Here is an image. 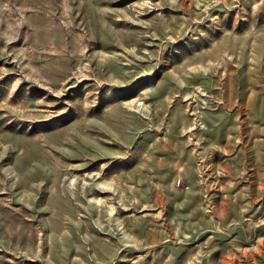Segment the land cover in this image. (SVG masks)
<instances>
[{"label":"rangeland","instance_id":"obj_1","mask_svg":"<svg viewBox=\"0 0 264 264\" xmlns=\"http://www.w3.org/2000/svg\"><path fill=\"white\" fill-rule=\"evenodd\" d=\"M0 264H264V0H0Z\"/></svg>","mask_w":264,"mask_h":264},{"label":"bare ground","instance_id":"obj_2","mask_svg":"<svg viewBox=\"0 0 264 264\" xmlns=\"http://www.w3.org/2000/svg\"><path fill=\"white\" fill-rule=\"evenodd\" d=\"M198 94H200V93L198 92ZM197 111H198V110H197ZM185 116H186V115H185ZM198 117H199V116H198ZM193 120H194V119H193ZM195 121H196V120H195ZM201 121H202V120H201ZM202 123H203V122H202ZM202 123H201V124H202ZM201 124H200V125H201ZM200 125H199V126H200ZM191 126H192V125H191Z\"/></svg>","mask_w":264,"mask_h":264}]
</instances>
